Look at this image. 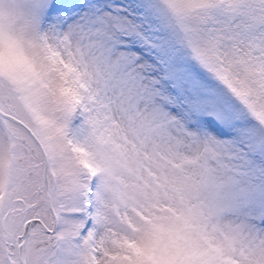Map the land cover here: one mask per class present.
<instances>
[{"label":"rangeland","instance_id":"obj_1","mask_svg":"<svg viewBox=\"0 0 264 264\" xmlns=\"http://www.w3.org/2000/svg\"><path fill=\"white\" fill-rule=\"evenodd\" d=\"M1 94L0 264H264V0H0Z\"/></svg>","mask_w":264,"mask_h":264},{"label":"flooded vegetation","instance_id":"obj_2","mask_svg":"<svg viewBox=\"0 0 264 264\" xmlns=\"http://www.w3.org/2000/svg\"><path fill=\"white\" fill-rule=\"evenodd\" d=\"M4 83H7L6 80H3ZM7 86V89L9 91H13L12 90V87L10 85H6ZM14 99H15V95L14 94H11L10 96H5L3 97L2 94L0 95V118H1V124L4 128H6L9 133H13V129L10 128L9 126V123H13V125H18V126H21L23 127L26 131L29 132L30 136L33 138V140L35 141L37 147L40 149V151L42 152L43 154V175H44V169H45V162H44V153H45V150L40 142V140L37 138V136L35 134H32L24 125H22L21 123L17 122L16 121V108L14 106L12 107H8V108H4V104L5 102L7 101H13L14 102ZM6 105V104H5ZM9 122V123H8ZM16 129V127H15ZM16 137V136H14ZM40 142V143H39ZM41 144V146H40ZM11 146L13 148V152L11 153L10 155V158L11 160L14 159L15 157V151H16V143L13 141L11 143ZM47 166V165H46ZM40 189V188H39ZM43 189H44V194H45V201H46V205H47V208H48V211L51 215V219H52V224L51 226L48 225V222H47V219H46V215L44 214H34V215H31V216H27L25 219H22L21 215H20V211L21 209L19 207H17L16 205V213L15 214V218H16V245H15V255L17 257V260L19 262V264H22L20 262V258H18V253H21V254H24L25 252L27 253V247L29 245H31V239H32V234H30V230L33 228V229H37L39 232L42 231L44 233H51V231H54L56 229V225L53 226V222H55L54 220V216L52 214V211H51V208L49 206V201H48V198H47V189H48V192H49V185H43ZM14 199L12 200L13 202H23V198H21L20 196H13ZM10 200L9 198L6 200L8 201ZM36 199H32L30 203L26 204L27 206H33V205H36ZM9 202V201H8ZM52 206V205H51ZM29 208V207H27ZM10 213V210H7L5 213H4V216H5V219L7 218V216L9 215ZM4 218V217H3ZM26 224L28 225V229H27V232L26 234L24 235V230H25V226ZM2 229L5 230V222L3 221L2 222ZM22 226V231L19 229L20 227ZM57 230V229H56ZM48 234V235H49ZM18 251V253H17ZM8 252V251H7ZM9 253H11L9 251Z\"/></svg>","mask_w":264,"mask_h":264},{"label":"water","instance_id":"obj_3","mask_svg":"<svg viewBox=\"0 0 264 264\" xmlns=\"http://www.w3.org/2000/svg\"><path fill=\"white\" fill-rule=\"evenodd\" d=\"M3 80H5V79L3 78ZM0 112H1V111H0ZM16 121L19 122V123H21L22 125H24V126H25V127H26V128L32 133V134H34V133L32 132V130L28 127V125H26L21 119H19V118L16 117ZM39 143H40V142H39ZM40 146H41V144H40ZM44 158H45V169H44V171H46L47 159H46V154H45V153H44ZM44 175H45V173H44ZM44 183H45L46 186L48 185V183H47V181H46V178H45V180H44ZM46 194H47V198H48V201H49V206H50L51 211H52V214H53V216H54V220L56 221V217H55V215H54V212H53V209H52V206H51L50 195H49L48 189H47ZM27 229H28V225L26 224V226H25V230H24V235L26 234ZM21 260H22V259H21ZM22 263H23V264H26L24 261H22Z\"/></svg>","mask_w":264,"mask_h":264},{"label":"trees","instance_id":"obj_4","mask_svg":"<svg viewBox=\"0 0 264 264\" xmlns=\"http://www.w3.org/2000/svg\"><path fill=\"white\" fill-rule=\"evenodd\" d=\"M259 53V52H258ZM258 53H254L255 57L258 59ZM77 85V84H76ZM81 96V95H80ZM85 95H83L84 97ZM81 100L76 104L78 106V108L80 107L79 105H81V102H84L85 101V98H82V96L80 97Z\"/></svg>","mask_w":264,"mask_h":264}]
</instances>
